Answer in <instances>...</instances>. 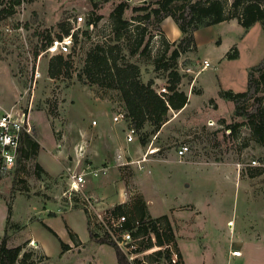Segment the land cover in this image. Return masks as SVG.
<instances>
[{"label": "rangeland", "instance_id": "374dc122", "mask_svg": "<svg viewBox=\"0 0 264 264\" xmlns=\"http://www.w3.org/2000/svg\"><path fill=\"white\" fill-rule=\"evenodd\" d=\"M121 1L129 5L123 14L127 20L136 15L132 7L153 2L20 0L11 15L0 14V106L10 105L28 114L30 135L37 140L39 136L43 154L62 168L58 175L43 174L39 179L34 173L35 158L15 162L10 168L0 164V242L5 239L7 247H23L21 253L27 257L16 264H117L113 249L95 241L74 245L70 240L71 251L46 258L42 248L28 239L25 222L48 209L59 214L48 220L56 229L66 211L79 208L86 215L81 196L94 200L99 211L110 210L120 202L130 204L142 196L151 217L168 216L174 234L171 248L181 254L182 264H264V146L256 144L244 126L238 128L236 136L224 129L226 124L243 119L233 117V104L218 96V85L232 92L246 90L248 69L264 56V47L259 46L263 36L260 23L246 32L236 20L200 29L196 50L180 55L175 68L182 77L178 88L188 94V78L195 75L203 60L208 61L210 67L194 78L196 87L192 91L201 88L202 94L193 96L181 113L169 110L168 125L160 132L151 133L146 125L127 144L125 124L111 120L123 110L117 92L77 77L90 49L97 44H118L121 60L138 66L142 82L152 79L153 88L167 89V73L154 71L152 65L161 46L159 32L149 29V57L129 55L126 38L115 41L109 14ZM8 6L4 2L0 10ZM91 12L101 16L95 25L87 24ZM78 15L83 16L85 24L74 31L70 57L62 55L70 64L68 75L50 78L47 67L52 56L44 53L47 38L62 35L59 24L71 27L70 20ZM160 26L167 30L166 26L176 25L167 19ZM7 27L10 33L5 31ZM160 32L167 41L172 38L171 32L165 34L162 27ZM232 47H236L238 57L226 60L224 56ZM183 68L192 72L185 73ZM35 72L40 74L36 79ZM251 102L244 107L249 109ZM107 118L111 127L105 130L101 124ZM221 119L224 124H220ZM183 145L188 151L179 158L176 152ZM117 154L132 163L122 166V160L115 159ZM87 166L102 167L106 172L87 179L82 195H69L68 175ZM7 204L11 206L8 219ZM92 230L98 236L106 234L100 228ZM134 230H128L131 242L140 250L150 237L133 235ZM47 239L48 249L57 251L59 245L54 238L48 235ZM119 249L131 263L136 259L141 264H167L163 257L153 256L159 250L155 245L131 255L125 247ZM234 250L242 255L232 260L230 253Z\"/></svg>", "mask_w": 264, "mask_h": 264}, {"label": "trees", "instance_id": "16d2710c", "mask_svg": "<svg viewBox=\"0 0 264 264\" xmlns=\"http://www.w3.org/2000/svg\"><path fill=\"white\" fill-rule=\"evenodd\" d=\"M4 2H7L9 6L7 10L1 9L0 14L5 12L6 15H11L13 7L20 4V0H0V6ZM128 9L127 1H121L109 14L114 39L118 41L121 38H126L129 55L149 57L152 37L149 29L159 32L161 46L152 58V65L154 71L162 70L167 73L169 94L163 99L155 92L152 79L142 82L138 66L121 60L118 44H97L90 49L86 53L81 72L77 77L82 81V78L86 79L89 84L115 90L123 107L125 119L135 128L137 135L146 125L151 128V133L158 132L168 120L169 110L179 111L188 103L186 93L178 88L182 77L175 67L180 55L195 51V31L225 21L236 20L245 32L259 22L264 33V0H231L229 4L227 0H153L147 5L132 7L131 11L136 15L127 20L123 18V14ZM88 17V25H95L101 19L100 15H94L92 12L88 14ZM166 18H170L174 22L181 34V38L177 41H167L160 32V24ZM58 28L63 36L70 34V27L59 24ZM76 33H73L72 37ZM82 33L88 36V32L83 31ZM147 33L149 34L146 37ZM50 40L51 37H48L46 43ZM69 55L68 57H70ZM237 57L236 47H232L224 56L226 60H234ZM69 69L70 64L64 60V56L55 55L48 62L47 74L50 78H56L59 75H68ZM247 77L245 91L232 92L220 89L218 92L220 99L233 104V117L243 119L241 123L226 124L224 129L231 136H236L238 128L244 126L249 130L251 139L256 144L264 146V56L259 63L248 69ZM188 80L192 82L193 78L189 77ZM192 89L193 87L191 92H193ZM249 100L252 101L251 106L246 109L243 104ZM224 123V119H221L220 124ZM140 143H144V140H141ZM38 150L39 144L35 141L34 136L23 134L17 150L16 162L19 164L24 159L35 158ZM34 173L39 179L43 174L48 175L37 162L34 163ZM12 185H14V179ZM13 192L14 189L11 187V196L14 195ZM109 212L112 216L123 215L125 217L123 229H135L133 235L150 237L145 246L140 250L132 249L130 254L138 253L155 245L159 250L155 251L153 256L163 257L167 264H182L181 254L176 248L174 253L171 248L174 234L168 216L151 217L142 196L135 197L130 204H118ZM10 213L11 206L7 204L6 219ZM48 216L51 217L54 214L50 212ZM40 224L57 240L61 250L59 256L70 249L53 230L42 222ZM67 234L74 245L81 244L69 228H67ZM88 234L90 241L108 245L113 249L117 264H141L135 258L133 263L128 261L107 234L98 236L89 224ZM151 237H153L154 243H152ZM22 249V246L7 247L5 239H2L0 242V264L23 262L27 254L21 253ZM20 255L22 256L19 259ZM173 258H175L174 262H172Z\"/></svg>", "mask_w": 264, "mask_h": 264}, {"label": "built area", "instance_id": "2783aa9c", "mask_svg": "<svg viewBox=\"0 0 264 264\" xmlns=\"http://www.w3.org/2000/svg\"><path fill=\"white\" fill-rule=\"evenodd\" d=\"M71 21V29L70 34L60 37L51 38V40L46 44L44 53L49 56L55 55H66L70 54L74 47V40L72 34L74 31L80 29L82 24H85L83 16L78 15L74 16ZM5 31L8 33L11 30L7 27ZM210 64L208 61L203 60L201 62V67L195 73V75L206 68H209ZM185 73H191L190 68H183ZM39 73H34V79L39 77ZM194 75V76H195ZM155 92L161 97L165 98L169 92L166 87L161 86L158 88H154ZM112 122L115 124L124 123L125 124V136L124 141L127 144L132 143L136 136L137 132L135 128L127 123L125 119L124 111H117L112 116ZM95 124V122H92ZM211 123V122H209ZM31 126L29 123V115L24 114L19 110H4L0 106V164L3 168H10L16 162V154L19 148V144L21 141V137L23 134L30 135ZM150 154H152L151 150H149ZM156 152V150H153ZM188 151V147L183 145L180 146L177 150L176 154L179 158L185 156ZM153 152V153H154ZM116 160H122L120 164L122 166L130 165L132 162L126 161L124 156L121 154H117L115 157ZM106 172L105 168H91L89 166L83 167L80 170L72 171L67 177L68 184V193L69 195H82V190L84 189L87 179H96L101 174ZM83 208L86 211V219L91 229L93 227L100 228L104 230V232L110 237V239L118 246V248L125 247L127 253L130 254L134 246L131 242L130 233L128 230L122 228V225L125 222V217L122 216H112L109 210L99 211L97 208V204L91 198H87L85 196H81ZM131 255V254H130ZM231 257H240L241 252L239 250L231 251ZM134 259V258H132ZM175 261V258L172 259V262Z\"/></svg>", "mask_w": 264, "mask_h": 264}, {"label": "crops", "instance_id": "0c3cea01", "mask_svg": "<svg viewBox=\"0 0 264 264\" xmlns=\"http://www.w3.org/2000/svg\"><path fill=\"white\" fill-rule=\"evenodd\" d=\"M167 19H170V18L164 19L162 21V23H164ZM225 22H232V20L225 21ZM160 27H162V30L165 32V34H166L167 30L171 32L172 38L171 39L168 38L169 41L174 42V41H177L179 38H181V34H180V32H179V30L177 29L176 26H166L168 28L167 30L164 28V26H160ZM206 28H208V27H206ZM201 29H204V28H201ZM199 30L200 29H198L197 31L194 32L195 46L197 45L196 36H197V32ZM168 37H170V36H168ZM260 45H262L264 47V33H263V36L259 39V46ZM193 52L194 51L188 52V53H193ZM220 62H221V60H220ZM192 77H193V80L191 82V86H190L191 88L193 86L196 87V84H195L196 82H194L195 76H192ZM218 88L221 89L220 85H218ZM197 89H198V91H197L198 93H195V92L192 93L191 91H189L188 94H186L187 97H188V103L181 110H179V111H172L171 110V111L175 112L177 114L181 113L182 111H184L189 106L191 98L193 96H197V95H201L202 94V92H203L202 89L201 88H197ZM218 92H219V90H218ZM211 100H213V99H210L209 101H211ZM3 109L4 110H10L11 107H10V105H8L6 108H3ZM108 119L109 118H107V121L104 120L103 123L101 124L105 130L109 129V127H111V122ZM168 122L169 121L167 120L161 126V128H163L166 125H168ZM160 129H159L158 132L161 131ZM34 139L39 144V150H38V152H37V154L35 156V163L37 162L40 165V167L49 176L50 175L51 176L58 175L60 173L61 169H62L61 166L59 164L57 165L56 163H53V161L46 154H43L44 146H43V143L40 140L39 136H38V140L35 137H34ZM121 203L122 202H120V204ZM145 203H146V205H148L147 202H145ZM44 207L48 208L47 205H44ZM48 211H49L48 209L40 211L39 212L40 216H37V218L34 219V220L26 221L25 222V228H24V231L26 232V234H29L28 235L29 236L28 239H31L34 243L38 244L40 248H42V250L45 253L44 257L53 258L55 256H59V254L61 253V250H60V246H59V249L57 251H53V250L48 249L49 244L47 242L48 241L47 237H48V235L51 236L52 238H54V237L40 224V222H42L44 225H46L51 230H53L57 234L59 239L63 243L67 244L70 247V249L68 251H71L73 246L70 243V240H69V237H68V234H67V228H69V230L73 234H75L77 236V238L79 239V242L81 244H86L87 241H90L89 234H88V222H87V219H86L85 214L83 213L82 209L78 208V209H75L74 211H70V212L66 211L65 214L62 215V223H61V225L58 228H56V229L54 227H52L51 225H49V223H48L49 218L53 217V216H51V217L48 216V213H50ZM54 213H55V215H59L57 212H54ZM66 226H67V228H66ZM54 240L57 242V240L55 238H54ZM57 244H58V242H57ZM241 255H242V253H241ZM233 258L234 257H231L232 260H233ZM98 259H99V257H98V255H96V260H98ZM93 264H96V263H93Z\"/></svg>", "mask_w": 264, "mask_h": 264}]
</instances>
